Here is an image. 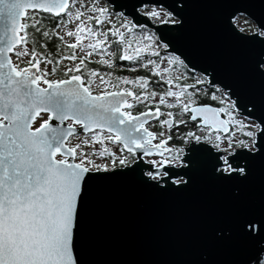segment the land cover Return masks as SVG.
Returning a JSON list of instances; mask_svg holds the SVG:
<instances>
[{
	"label": "snow or ice",
	"instance_id": "6c2138e0",
	"mask_svg": "<svg viewBox=\"0 0 264 264\" xmlns=\"http://www.w3.org/2000/svg\"><path fill=\"white\" fill-rule=\"evenodd\" d=\"M30 9L35 11L29 14ZM41 12L60 19L50 27ZM148 15L162 24L179 23L172 13L165 12L161 19L162 13L155 7ZM112 17L99 0L90 5L83 0H0V264H79L75 251L78 212L90 182L99 173L115 171L118 166L128 169L144 156L158 155L159 160L148 161L152 168L146 172L148 180L160 188L180 187L187 185L188 172L196 167L199 154L207 151L203 145L209 141L220 153L215 157V171L226 179L248 174L247 166L238 160L241 152L264 155V119L252 123L255 117L249 110V123L237 120L233 114L237 105L229 92L205 77L193 74V83H181L185 76L178 68L184 61L177 55L161 56L167 44L131 21L117 26ZM22 18H26L24 22ZM72 23L75 28L69 29ZM254 35L264 37V29ZM65 36L75 42L69 43ZM53 38L59 41L55 57L48 51ZM61 44L67 54L61 51ZM117 53L120 61L134 65L131 71L143 68L149 75L113 80V73L89 69L85 63L98 55L97 63L114 69ZM12 55L20 63L29 57L26 66L20 67ZM78 58L79 63L67 67L64 74H80L48 79L65 60ZM41 63L52 65V72L47 67L42 70ZM257 68L264 72V61ZM94 84L104 86L97 95L91 90ZM202 84L214 89L211 94L199 87ZM202 97L222 106L202 104ZM136 104H147V111L133 116L124 110ZM161 106L178 111L164 112ZM42 112L49 119L34 128ZM161 116L166 118L160 120ZM149 118L159 120L169 131L199 121L197 131L181 137L191 145L187 153L184 147H169L172 136L164 132L159 133L164 139L154 144L157 133L145 127ZM53 119L59 121L57 126L52 125ZM66 120L91 136L66 146L67 139L76 135L73 125L64 126ZM225 140L227 146L221 148ZM105 141L122 145L121 154L111 151ZM96 144L105 146L97 150ZM86 147L91 151L85 152ZM58 154L63 158L57 159ZM92 156L111 157L110 165L98 164ZM246 230L256 234L261 226L251 222Z\"/></svg>",
	"mask_w": 264,
	"mask_h": 264
},
{
	"label": "water",
	"instance_id": "95a60500",
	"mask_svg": "<svg viewBox=\"0 0 264 264\" xmlns=\"http://www.w3.org/2000/svg\"><path fill=\"white\" fill-rule=\"evenodd\" d=\"M106 1L132 23L153 28L168 45L164 52L179 56L191 72L229 92L238 114L247 118L250 110L254 121L264 119V72L257 68L264 61V37L254 35L264 29V0ZM145 5L167 8L179 23L155 24L141 10ZM239 15L257 29L243 30L235 21ZM67 125L84 133L78 124ZM203 147L207 151L180 187L149 181L146 156L131 168L97 174L78 212L79 264H264V155L241 152L248 174L226 179L215 171L220 153L214 144ZM251 222L261 226L256 234L246 230Z\"/></svg>",
	"mask_w": 264,
	"mask_h": 264
},
{
	"label": "rangeland",
	"instance_id": "374dc122",
	"mask_svg": "<svg viewBox=\"0 0 264 264\" xmlns=\"http://www.w3.org/2000/svg\"><path fill=\"white\" fill-rule=\"evenodd\" d=\"M83 3L85 4V5H90L91 3H92V0H83ZM99 4L101 5V6H105V7H108L109 8V10H110V12H112L113 13V20L116 22V24H117V26H119V24L121 23V22H127V21H131V18L130 17H127V16H125V15H123L122 13H116V12H114L113 10H112V6L106 1V0H99ZM77 7H79V5H77ZM156 8V7H155ZM152 9H153V7H150V6H148V7H144V9H143V11L144 12H146V13H150L151 11H152ZM158 11H161V13H162V16H161V19H163L164 18V13L165 12H167V11H165L164 9H162V8H156ZM168 13V12H167ZM90 14V13H89ZM160 20V19H159ZM235 21H236V23L241 27V28H243L245 31H248V32H252V31H255L256 29H257V26L255 25V23L252 21V20H250L247 16H245V15H239V16H237L236 18H235ZM132 22V21H131ZM247 22V23H246ZM108 26H110V25H108ZM69 29H74L75 28V24L74 23H72V24H69L68 26H67ZM144 29H146V28H144ZM139 30V29H138ZM146 30H148V29H146ZM149 32H151V33H154L155 34V36L156 37H158V35L155 33V32H153L152 30H148ZM61 34H63V32H61ZM65 39L69 42V43H74L75 41H74V39L73 38H70V37H67V36H65ZM160 41V40H159ZM161 42V41H160ZM29 48L31 49V47H30V45H29ZM116 48V46L115 45H113V49H115ZM77 55H78V57H79V55H80V53H79V49H77ZM171 55H175V54H173V53H167V52H164V50H161V56H171ZM153 59H155V57H152ZM17 59V58H16ZM29 59V57H23V60H24V64H26V62H27V60ZM91 59H95L96 61H99L100 60V56H98V55H94L93 57H91ZM116 59V58H115ZM18 61V60H17ZM19 63H20V61H19ZM79 63V58L75 61V62H73V61H68V60H65L64 62H63V64H61V66H62V68H64V69H66L67 67H74L75 66V64H78ZM116 64H117V66L114 68V69H110V68H108L107 66H105V65H103L104 67L103 68H100V67H97V68H89V69H96V70H98V71H100L101 73H105V72H111V73H113V80H114V78L115 77H117V76H119V77H125V78H130V79H135L134 77H129L128 75H122V73L121 74H119V73H117L116 72V70H117V68H118V66H119V63L116 61ZM47 67V70L49 71V72H52V65H43V69H45ZM189 70V69H188ZM187 69H186V65L184 64V66H180L179 68H178V73H183L184 74V76H185V80H184V82L183 83H193L194 82V80H193V74L195 75V77H205L203 74H201L200 72H198V71H194L193 73H190L189 71H188ZM177 73V74H178ZM206 78V77H205ZM48 79H50V80H60V79H62V76H60V75H58L57 73H53V74H51L50 76H48ZM207 79V78H206ZM96 82L97 83H99V79L98 78H96ZM182 83V82H181ZM92 87H93V89L95 90V92H97V93H100L102 90H103V87L104 86H101V87H99V88H97L96 87V85L94 84V85H92ZM122 87H129V88H133V90L134 91H139V89H136V88H134L133 86H131V85H128V86H123L122 85ZM165 87H166V85H165ZM199 87H201V88H203V89H205V90H208L209 88H210V92H209V94H211V92L214 90L212 87H210V85H207V84H202L201 86L199 85ZM219 87V86H218ZM219 89H221L222 91H224L221 87H219ZM109 91H111V90H115V89H111V88H109L108 89ZM157 91H160V90H158V89H156ZM159 99V97H157V100ZM131 102V101H130ZM222 106V105H221ZM161 108H162V111H164V112H167V111H173V112H176V111H178V109H167V108H165L164 106H161ZM128 111H131L132 112V110L131 109H127ZM234 114V116L236 117V119L237 120H244V122L245 123H249V120L246 118V117H244V116H242V115H240V114H238L237 112H234L233 113ZM188 116H184V119H186ZM46 118V115H44V116H42V117H40V118H38V120L35 122V124H34V126H36L38 123H41V122H43L44 121V119ZM160 120H163V119H161L160 118ZM256 121H252V123H255ZM148 127L149 128H151V129H153L154 131H156V132H158L159 131V133L160 132H164L165 133V135H166V133L168 132V129H167V127H161V124H160V121L159 120H154V121H151L150 123H148ZM190 128H192L190 131H197V128L195 127V126H192V125H190L189 126ZM189 127H187V128H189ZM186 130H188V129H186ZM198 134H200V133H198ZM238 135H239V133H238ZM91 136V135H90ZM90 136H85V135H81V136H79V137H75L73 140V142H76V143H80L81 142V140L82 139H85V138H88V137H90ZM210 142H212V141H210ZM71 143V142H70ZM213 143V142H212ZM96 145H98V146H100L101 148H103L105 145H107V147L111 150V151H114L117 155H120L121 153H120V148L118 147V145H115V144H113V143H111L110 141H105V145H102V144H96ZM227 146V140H225L224 141V143L223 144H221L220 145V147L221 148H223V147H226ZM84 151H86V148L84 149ZM125 155H127V153L125 152L124 153ZM92 159L93 160H95L96 161V163H98V164H103V163H109V165H110V161H111V158H109V157H98V156H94V157H92ZM149 159L150 160H152V158L151 157H149ZM154 159H156V160H159L160 159V157H156V158H154Z\"/></svg>",
	"mask_w": 264,
	"mask_h": 264
},
{
	"label": "flooded vegetation",
	"instance_id": "af4514ba",
	"mask_svg": "<svg viewBox=\"0 0 264 264\" xmlns=\"http://www.w3.org/2000/svg\"><path fill=\"white\" fill-rule=\"evenodd\" d=\"M148 6H150V7H156V8H162V9H164L165 11H167L168 13H171L167 8H165V7H163V6L145 5L144 7H148ZM144 7L141 9L142 11H143ZM143 12H144V11H143ZM144 13H146V12H144ZM146 14H148V13H146ZM173 18H174V19H177V18L174 17V16H173ZM151 19L153 20V22H154L155 24L161 23L160 20L157 19V18H155V17H151ZM177 20H179V19H177ZM170 22H171V21H170ZM143 27L146 28V29H148V30H152L153 32H155V33L157 34V32H156L153 28L148 27L147 25H145V26H143ZM242 29H243V28H242ZM243 30H244V29H243ZM12 58H13V61H14V62L19 63V61H17L15 55H12ZM43 65H44V63H41V64H40V68H41L42 70H43ZM25 66H26V64H24V63H20V67H25ZM59 69L63 70L64 72H65V70H66V69L62 68L61 65H59ZM187 70H188V69H187ZM188 71H189V70H188ZM57 72H58V68H57V70L55 71V73H57ZM189 72H190V73H193V72H191V71H189ZM57 74H58V73H57ZM74 74H80V73H69L67 76H62V75H60V76H62V79H66V78H68L69 76L74 75ZM84 75H85V77L87 76L86 73H84ZM41 85L44 86V87H46V85H44L42 82H41ZM91 90H92L93 93H97V92H95V90L93 89V87L91 88ZM98 94H99V93H98ZM200 103H202V102H200ZM205 104H207V103H205ZM209 104H211V103H209ZM214 105H215V104H214ZM217 106H218V105H217ZM219 107H221V105H220ZM161 111H162V108H161ZM132 113H135V112H132ZM44 115H46V118H45L44 120H48V119H49V114H48V113H44V112H42V113L40 114V116L37 117L36 121L38 120V118H40V117H42V116H44ZM189 115H190V114H189ZM160 118H161V119H165L166 117H165V116H161ZM187 119H188V117L186 118V120H187ZM36 121H35V122H36ZM42 123H43V122L38 123L36 126L33 125V127H38V126H40ZM68 123L73 124V121H72V120H68ZM198 123H199V121H189L187 125H183V124H182V125H180L178 128H177V127H173V128L171 129V131L168 130V132L166 133V135H171V136H172V139L168 142V146H169V147H184V148H185L188 144H186L185 142H183L182 139H181V137H182L185 133L189 132V131L192 129V128L189 127L190 125L196 127V125H197ZM34 124H35V123H34ZM187 127H189V128H187ZM186 129H188V130H186ZM153 131H154V130H153ZM154 133H157V139H155L154 142H155V143H160V140L164 139V137L159 136V131H158V132L154 131ZM81 135L90 136L91 134H90V133H87V134H86V133L84 132V133H80V134L73 135V136H71L70 138H68V140H67L68 144H70L71 147H72V146H75L76 144H78V143H76V142H73V141H74L73 139H74L75 137H79V136H81ZM105 135H108V133H107L106 130H105ZM70 142H71V143H70ZM115 145H118L119 148L122 147V145H119V144H115ZM95 149L99 150V149H102V148H101L100 146H98V145H95ZM78 151H79V150H78ZM90 151H91V149H89V148L86 147V151H85V152H90ZM92 157H94V156H92ZM105 157H107V156H105ZM149 157H151L152 160H156V159H154V158L159 157V156H158V155L146 156L147 160L151 161V160L149 159ZM56 158H58V159H62L63 157H62L61 155L58 154ZM109 158H111V157H109ZM76 162H79V160L77 159Z\"/></svg>",
	"mask_w": 264,
	"mask_h": 264
},
{
	"label": "trees",
	"instance_id": "16d2710c",
	"mask_svg": "<svg viewBox=\"0 0 264 264\" xmlns=\"http://www.w3.org/2000/svg\"><path fill=\"white\" fill-rule=\"evenodd\" d=\"M34 11L35 10H29V14H32ZM40 15L47 17V19L44 20V23L46 25H49L50 27H54L55 26V22L60 19L59 17H56V16L51 15V14L43 13V12H41ZM25 19L26 18H24V20ZM28 31L31 32L32 29L29 28ZM57 44H59V41L56 38H53L51 40V42L48 43V51H49V53L52 54L53 57H55V55L57 54V49H56V45ZM30 47H31V45H30ZM60 48H61V51L64 54H67L68 50L65 49L62 44L60 45ZM91 61H92L91 63H89L87 61L85 62L87 64L88 68H97V67L103 68L104 67L102 64L97 63V61L95 59H91ZM116 61L119 63V66H118V68L116 70V72L119 73V74L122 73V75H128L129 77H134V78L139 77V76H147V75H149L148 71L146 69H143V68H137L136 71H131L130 69L133 68L134 65L131 64L128 61H120L119 60V53H117ZM57 68H58V72H57L58 75L66 76L64 74L65 72L63 70L59 69V65L57 66ZM186 69H188V68L186 67ZM153 79H156V78L153 77ZM181 82L183 83L184 80L181 81ZM153 87H156V86L153 85ZM164 87H165V85H164ZM156 89L161 90L159 87H157ZM205 91L209 93L210 92V88L208 90H205ZM200 102H202V103H211V104H215V105L220 106V104L218 102L211 101V100L207 99L206 97H202L200 99ZM153 108H154V106H153ZM147 109H148V105L147 104H136V106L133 107L131 110H132V112L138 113V112H141V111H144V110H147Z\"/></svg>",
	"mask_w": 264,
	"mask_h": 264
}]
</instances>
